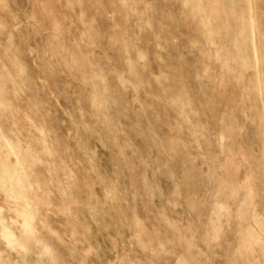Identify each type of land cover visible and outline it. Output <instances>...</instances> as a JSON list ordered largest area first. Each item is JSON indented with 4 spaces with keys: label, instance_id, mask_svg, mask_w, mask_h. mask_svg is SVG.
<instances>
[{
    "label": "rangeland",
    "instance_id": "1",
    "mask_svg": "<svg viewBox=\"0 0 264 264\" xmlns=\"http://www.w3.org/2000/svg\"><path fill=\"white\" fill-rule=\"evenodd\" d=\"M0 264H264V0H0Z\"/></svg>",
    "mask_w": 264,
    "mask_h": 264
}]
</instances>
